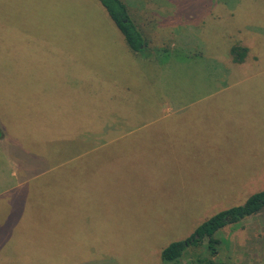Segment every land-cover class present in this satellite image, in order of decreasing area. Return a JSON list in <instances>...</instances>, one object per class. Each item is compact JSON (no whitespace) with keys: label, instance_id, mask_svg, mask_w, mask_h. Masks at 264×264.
Returning <instances> with one entry per match:
<instances>
[{"label":"rangeland","instance_id":"rangeland-1","mask_svg":"<svg viewBox=\"0 0 264 264\" xmlns=\"http://www.w3.org/2000/svg\"><path fill=\"white\" fill-rule=\"evenodd\" d=\"M122 1L146 39L141 52L99 0H0V128L18 146L17 179L34 178L0 199L5 217L15 206L16 224L0 222V264H173L160 257L168 243L264 189L262 141L244 147L255 149L245 170L180 163L185 178L168 156L136 154L151 137L110 138L114 125L124 129L120 115L170 112L176 99L206 93L195 84L223 82L215 67L251 66L233 64L228 49L241 38L264 51V0ZM18 68L25 75L6 76ZM34 100L50 103L43 118ZM74 137L91 147L62 144ZM231 225L217 231V259L264 264V208ZM188 252L208 255L203 245Z\"/></svg>","mask_w":264,"mask_h":264},{"label":"crops","instance_id":"crops-1","mask_svg":"<svg viewBox=\"0 0 264 264\" xmlns=\"http://www.w3.org/2000/svg\"><path fill=\"white\" fill-rule=\"evenodd\" d=\"M254 59L257 61L253 62ZM262 60H264V53L257 51L251 59L252 64L257 65L224 67L219 71L217 67L213 68L214 70L209 71V74H219V80L224 79V81L217 82L215 78L214 82L195 84L192 88L194 91L206 93L193 98L176 99L175 102L167 105L172 107L170 112L168 110L167 113H145L139 116L120 115L118 128L122 124L124 129L118 130L117 124L114 125L110 137L111 143L134 136L140 138V135L151 137V145L148 142L147 148H136V154L168 156L165 163H171L178 170H183L185 178L190 177L188 174L190 168L182 169L180 163L191 165L193 162L201 173L247 169L243 162L249 156H255L251 154L255 149L244 147L259 144L260 141L264 143V65H261ZM5 70L6 76L14 74L23 76L26 73L20 68L15 71ZM231 76L240 77L230 79ZM21 81L23 82L22 77ZM17 83L19 86L20 82ZM18 89L22 88L19 86ZM32 104L38 118L45 116L44 111L41 110L42 106L50 107L49 102L40 100H34ZM125 126L128 127L127 130ZM17 147L9 142V136L3 135L0 138V199L2 195H8L17 188L34 181V178L23 179L22 182L17 179L15 162L13 163L10 157L11 152H14ZM109 149V146L91 148L98 153ZM188 158L191 163L187 161ZM166 170L170 171L167 166ZM14 208L15 206L9 211L12 213L7 214L10 228L16 225L12 221ZM19 215L20 212L17 216ZM6 217L0 213V222H3ZM3 236L2 233L0 245H2Z\"/></svg>","mask_w":264,"mask_h":264},{"label":"trees","instance_id":"trees-1","mask_svg":"<svg viewBox=\"0 0 264 264\" xmlns=\"http://www.w3.org/2000/svg\"><path fill=\"white\" fill-rule=\"evenodd\" d=\"M99 2L119 29L128 48L133 52L143 51L146 48V39L130 17L125 3L122 0H99ZM252 48L250 44L245 43L241 38L234 40L230 43L228 49L231 62L237 65L254 66L255 64L253 63V65L252 61L249 60V55L250 52L255 53L257 51L252 50ZM261 53H264V51H261ZM256 61V59L253 60V62ZM97 117L100 116L97 115ZM3 135L4 133L0 128V138ZM66 142L62 144L69 145L73 150L82 149V147H91L84 140L76 137ZM74 157V162H78L81 156L78 157L76 155ZM72 160L73 158L67 164H71ZM263 208L264 189L250 195L243 204L220 210L211 215L197 225L193 232L186 238L168 243L161 251V260L164 262H172L173 264H181V261L185 260L188 256V260L184 264H228L223 260L217 259L222 240V238L216 236L217 231L227 224H232L231 226L237 227L242 219L260 212ZM202 245L207 250L208 255H189V249L201 247Z\"/></svg>","mask_w":264,"mask_h":264}]
</instances>
